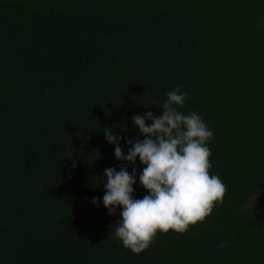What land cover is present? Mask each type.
I'll return each instance as SVG.
<instances>
[{"label":"trees","instance_id":"16d2710c","mask_svg":"<svg viewBox=\"0 0 264 264\" xmlns=\"http://www.w3.org/2000/svg\"><path fill=\"white\" fill-rule=\"evenodd\" d=\"M177 87L226 193L135 254L91 202L122 163L102 128L142 140L132 117ZM262 203L264 0H0V264H264Z\"/></svg>","mask_w":264,"mask_h":264},{"label":"clouds","instance_id":"9594fccd","mask_svg":"<svg viewBox=\"0 0 264 264\" xmlns=\"http://www.w3.org/2000/svg\"><path fill=\"white\" fill-rule=\"evenodd\" d=\"M188 96V92L177 87L168 91L167 99L159 105L162 115L151 111L134 115L132 124L142 140L115 134L107 125L102 128L106 142L114 145L115 158L122 163L119 170L105 168V193L102 200L93 197L91 202L102 203L109 215L120 209L122 218L111 235L135 254L146 250L158 231L185 233L209 216L217 202H223L226 186L218 175L209 172L212 153L208 144L213 131L197 112L185 115L178 110ZM121 141L130 145L127 153ZM99 156L98 152L95 158ZM137 158L144 165L139 177ZM137 182L148 190L139 199L134 196L133 185Z\"/></svg>","mask_w":264,"mask_h":264},{"label":"rangeland","instance_id":"374dc122","mask_svg":"<svg viewBox=\"0 0 264 264\" xmlns=\"http://www.w3.org/2000/svg\"><path fill=\"white\" fill-rule=\"evenodd\" d=\"M262 204H264V203H262Z\"/></svg>","mask_w":264,"mask_h":264}]
</instances>
